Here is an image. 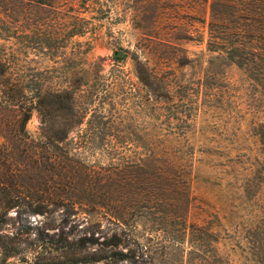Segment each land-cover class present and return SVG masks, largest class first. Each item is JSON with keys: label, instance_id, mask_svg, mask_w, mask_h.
Masks as SVG:
<instances>
[{"label": "rangeland", "instance_id": "obj_1", "mask_svg": "<svg viewBox=\"0 0 264 264\" xmlns=\"http://www.w3.org/2000/svg\"><path fill=\"white\" fill-rule=\"evenodd\" d=\"M81 16L102 36L87 57L91 64L70 54L87 32L73 37L62 56L29 55L27 71L39 90H76L73 110L81 119L69 125L66 137L71 196L55 200L54 209L48 205L43 215L21 206L19 212L9 209L2 228L19 232L13 238L18 253L0 264H90L98 244L70 252L62 239L68 231L74 238L92 233L97 242L115 233L131 248L138 246L141 264H176L180 249L184 259L201 264H216L218 258L223 264H255L251 244L264 243L263 77L254 81L234 64L218 77L205 74L206 42L190 40L183 43L186 63L161 69L165 77L172 71L177 81L152 92L134 74L137 35L126 18L114 10L98 19L91 11ZM167 59L163 55V64ZM46 119L42 110H33L26 131L35 136ZM151 141L157 158L190 152L185 183L154 175L165 166L159 158L148 160ZM17 143L9 140L7 147L16 164ZM64 209L74 213L62 224L58 214ZM181 221L188 230L203 229L194 230L193 244L200 247L188 255Z\"/></svg>", "mask_w": 264, "mask_h": 264}, {"label": "trees", "instance_id": "obj_2", "mask_svg": "<svg viewBox=\"0 0 264 264\" xmlns=\"http://www.w3.org/2000/svg\"><path fill=\"white\" fill-rule=\"evenodd\" d=\"M110 10L126 18L135 30L137 53L132 54L133 71L138 81L152 92L162 91L177 81L172 71L165 77L161 69L167 65L174 70L173 64L181 68L186 63L183 43L190 40L206 42L209 56L203 68L205 74L218 77L227 65L234 64L249 71L252 80L258 81L259 76L264 79V0H110L109 3L106 0H0L1 262L18 253L13 238L19 232L15 231L14 235L2 228L9 209L19 212L21 206L26 212L43 215L49 210L48 205L54 209L59 199L71 196L68 185L73 175L67 172L66 137L69 125L80 123L81 119V114L73 110L76 90L69 86L37 89L27 74L32 60L28 56H62L73 37H82L88 32L82 46L70 47V54L79 55L89 66L91 61L87 57H92L93 43H100L102 36L81 13L91 11L94 16L90 17L98 19ZM163 55L168 58L166 64H163ZM96 60L101 67L103 58L98 56ZM33 110H42L47 115L46 125L35 136L25 129ZM12 139L18 142L13 148L17 164L7 150ZM153 148L151 141L148 160L151 163L159 158L165 166L154 175L185 183L190 174V152L157 158ZM185 205L184 197L181 207ZM63 211L58 214L62 224L70 221L74 213ZM27 228L29 224L25 225ZM195 229L203 231L194 226L188 230L181 221V232L188 235L190 243L187 255L197 250L196 245L200 247L192 241ZM27 232L22 230L21 234ZM62 239L70 252L97 243L89 256L90 264H141L143 260L137 245L131 248L115 233L104 236L101 242L92 233L74 238L71 231L65 232ZM251 248L255 264H264V243L253 241ZM174 260L176 264L196 261L201 264L194 258L184 259L183 249ZM216 264L223 263L218 258Z\"/></svg>", "mask_w": 264, "mask_h": 264}, {"label": "water", "instance_id": "obj_3", "mask_svg": "<svg viewBox=\"0 0 264 264\" xmlns=\"http://www.w3.org/2000/svg\"><path fill=\"white\" fill-rule=\"evenodd\" d=\"M119 54H121V52H119Z\"/></svg>", "mask_w": 264, "mask_h": 264}]
</instances>
